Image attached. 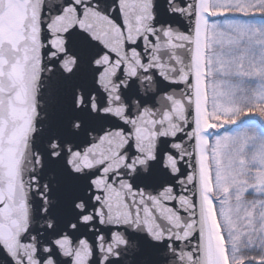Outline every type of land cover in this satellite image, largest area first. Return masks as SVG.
Instances as JSON below:
<instances>
[{
	"label": "snow or ice",
	"instance_id": "1",
	"mask_svg": "<svg viewBox=\"0 0 264 264\" xmlns=\"http://www.w3.org/2000/svg\"><path fill=\"white\" fill-rule=\"evenodd\" d=\"M0 264H264V0H0Z\"/></svg>",
	"mask_w": 264,
	"mask_h": 264
}]
</instances>
